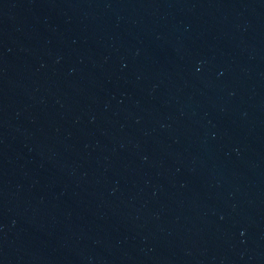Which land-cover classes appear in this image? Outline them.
Wrapping results in <instances>:
<instances>
[{
  "label": "water",
  "instance_id": "95a60500",
  "mask_svg": "<svg viewBox=\"0 0 264 264\" xmlns=\"http://www.w3.org/2000/svg\"><path fill=\"white\" fill-rule=\"evenodd\" d=\"M0 264H264V0H0Z\"/></svg>",
  "mask_w": 264,
  "mask_h": 264
}]
</instances>
